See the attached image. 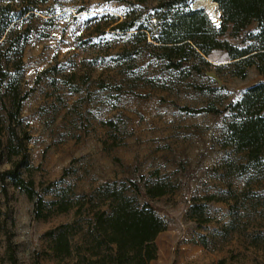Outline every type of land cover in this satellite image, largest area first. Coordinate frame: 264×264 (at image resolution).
<instances>
[{
	"label": "rangeland",
	"instance_id": "1",
	"mask_svg": "<svg viewBox=\"0 0 264 264\" xmlns=\"http://www.w3.org/2000/svg\"><path fill=\"white\" fill-rule=\"evenodd\" d=\"M159 2L50 0L15 25L13 42L29 32L20 69L16 45L0 63V171L20 165L21 176L43 197L48 217L33 221V202L9 187L0 196L6 215L0 264L96 260L90 221L106 208L98 191L131 181L139 185V201H147L166 223L149 264H264V167L247 165L244 153L225 146L232 121L225 109L264 78L254 67L245 79L232 76L224 51L207 57L211 68L199 64L200 74L191 70L198 63L193 59L170 67L166 51L150 37L144 41L108 27L106 16H115L157 34L152 15ZM256 28L252 23L238 37L220 40L244 47ZM14 92L26 96L18 111ZM209 105L222 113L182 110ZM156 181L170 193L148 199L146 187ZM53 202L72 207L59 213ZM79 204L84 206L78 213ZM64 225L73 234L67 258L52 250L54 234ZM97 254L102 258L109 251Z\"/></svg>",
	"mask_w": 264,
	"mask_h": 264
},
{
	"label": "trees",
	"instance_id": "2",
	"mask_svg": "<svg viewBox=\"0 0 264 264\" xmlns=\"http://www.w3.org/2000/svg\"><path fill=\"white\" fill-rule=\"evenodd\" d=\"M48 1L50 0H0V41L4 42L1 46L7 45L9 41L11 43L4 54L0 53V63L16 45V67L20 69L22 48L29 30L13 42L11 38L15 33V25L20 20L35 16L38 5ZM189 1L160 0L153 8L152 15L157 22V34L149 26L120 21L115 16H106L109 19L108 27L113 32H134L133 35L144 41L150 37L152 42L166 51L163 57L169 60L170 67L179 68L193 59L198 63L191 64V70L200 74L199 64L211 68L207 57L214 51H224L230 60L224 67L231 69L232 76L245 79L248 70L254 67L264 78V0H213L222 14L219 29L211 25L202 9H191ZM252 23L257 24L256 32L245 37L244 47L220 40L226 35L238 37ZM25 97H19L14 92L12 99L15 111L19 110ZM182 110L191 114L222 113L214 105L196 110L185 107ZM225 110L232 114L225 146L233 148L235 153H244L247 165L254 163L256 167H264V82L249 87L239 100L229 104ZM9 187L23 193L33 202V221L48 217L43 197L32 180L21 176L20 165L0 171V196L6 197ZM102 188L103 190L98 191L97 199L106 208H99L90 221L97 252L96 260H90L89 264H149L155 260V239L165 231L166 223L147 201H139V185L131 181L128 187L107 184ZM169 193L168 185L160 181L147 186L145 191L148 199L161 198ZM205 199L211 201L215 198L209 196ZM52 205H58L59 213H66L72 207L65 202H53ZM83 206L84 204H79L78 213ZM195 209H198L197 206H192V210ZM5 216L0 209V225L5 221ZM71 228V225H64L54 234L52 250L56 256L67 258L71 255ZM102 248L108 250L109 254L97 258V253ZM106 258L108 263H105ZM218 264H225V260H220Z\"/></svg>",
	"mask_w": 264,
	"mask_h": 264
},
{
	"label": "water",
	"instance_id": "3",
	"mask_svg": "<svg viewBox=\"0 0 264 264\" xmlns=\"http://www.w3.org/2000/svg\"><path fill=\"white\" fill-rule=\"evenodd\" d=\"M190 4H191V6H190L191 9H193V10L202 9L204 11L205 15L207 16L208 20L210 21L211 25L214 28L219 29L221 27V23H222L221 15L222 14H221V11H220L217 3H215V4H216V7H217V9L219 10V13H220L218 21H214L212 15L207 11L206 0H190ZM228 63H230V60H229Z\"/></svg>",
	"mask_w": 264,
	"mask_h": 264
},
{
	"label": "bare ground",
	"instance_id": "4",
	"mask_svg": "<svg viewBox=\"0 0 264 264\" xmlns=\"http://www.w3.org/2000/svg\"><path fill=\"white\" fill-rule=\"evenodd\" d=\"M206 8L207 11L212 15L213 20L218 21L220 13L213 0H206Z\"/></svg>",
	"mask_w": 264,
	"mask_h": 264
}]
</instances>
